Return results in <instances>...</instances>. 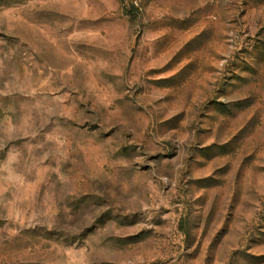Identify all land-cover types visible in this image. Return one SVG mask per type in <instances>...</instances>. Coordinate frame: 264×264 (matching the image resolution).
I'll return each mask as SVG.
<instances>
[{"label":"rangeland","instance_id":"1","mask_svg":"<svg viewBox=\"0 0 264 264\" xmlns=\"http://www.w3.org/2000/svg\"><path fill=\"white\" fill-rule=\"evenodd\" d=\"M0 264H264V0H0Z\"/></svg>","mask_w":264,"mask_h":264}]
</instances>
